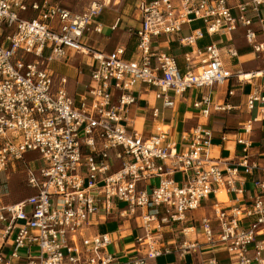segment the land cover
I'll use <instances>...</instances> for the list:
<instances>
[{
    "label": "built area",
    "instance_id": "2783aa9c",
    "mask_svg": "<svg viewBox=\"0 0 264 264\" xmlns=\"http://www.w3.org/2000/svg\"><path fill=\"white\" fill-rule=\"evenodd\" d=\"M88 1L75 12L63 0H0V174L22 165L31 192L15 202H4L0 193V247H10L8 255L0 252V264L20 259L23 248L25 264H160L158 258L169 254L219 264L216 250L225 251L231 264H264V130L256 147L250 138L254 123L264 122V0H131L139 18L132 30L135 59L125 48L106 53L83 41L86 31L103 32L95 20L112 0ZM196 20L204 28L181 42L193 48L186 61L195 54L200 67L183 73L173 55L154 45ZM240 28L261 62L248 79L225 66L217 43L197 49L205 33ZM70 52L89 59L90 81L79 102L69 78L50 68ZM229 54L235 57L237 50ZM233 76L252 84L246 106L256 112L236 140L243 145L237 159L213 154L212 131L202 123L182 135L185 147L170 139L169 129L144 135L126 125L140 84L154 88L163 107L172 109L170 92L181 96ZM194 108L203 117L235 109L229 99L214 102L209 95ZM159 114L153 107V117ZM31 152L39 167L26 159ZM221 192L227 200L219 199ZM199 209L206 211L197 218ZM97 214L135 219L144 230L137 251L113 253L109 233L87 234ZM174 224L183 226L182 239L169 244L164 231ZM208 252L213 256L205 258Z\"/></svg>",
    "mask_w": 264,
    "mask_h": 264
},
{
    "label": "crops",
    "instance_id": "0c3cea01",
    "mask_svg": "<svg viewBox=\"0 0 264 264\" xmlns=\"http://www.w3.org/2000/svg\"><path fill=\"white\" fill-rule=\"evenodd\" d=\"M132 8V20H129V23H126V17L114 14L110 6L104 7L102 14L95 20V23H100L103 26V32L97 33L92 29L86 31L83 41L87 45L106 53L112 52L117 48H125L126 57L135 59L136 38L132 33V30L139 26V18L135 13L133 3ZM263 11L264 9L262 12ZM30 13L35 12L30 11ZM117 21L119 22L118 26L113 30L112 27ZM94 25L95 24H93L91 28H93ZM199 28H204V24L200 20H196L191 24H185L181 34L163 36L157 39L154 48L173 55L183 73H185L188 69L197 71L200 67V59L193 54V58L190 63L186 61V54L192 53L191 51L193 48L183 44L181 42V38L190 35L192 30ZM222 36H225L226 39L222 38ZM259 38L262 39L263 35L260 34ZM213 42L217 43L221 48V56L224 64L234 74H241L244 76L245 73L256 70L261 66V62L253 52V48L247 44L244 37V30L242 28L230 34L218 33L209 35L205 33L204 38L198 40L197 49L199 48L203 50L207 45ZM231 48L237 50V56H230L229 50ZM79 56L82 59L87 58L82 55ZM73 58L76 59L77 55L70 52V57H68L65 61H62V63L70 67L68 61ZM50 68L53 72L51 65ZM55 74L65 75L69 78V91L72 95L76 96V99L79 102V95H82L85 92V84L82 82V67L79 70L77 80L74 79L75 74L69 75L66 72H57ZM89 81L90 75L86 84H88ZM72 83H76L78 85L81 83L83 87L81 93L78 92L77 89L74 91L70 90V84ZM225 85H228V92L222 91L221 89V87ZM230 90L234 92V96L231 98L228 97ZM252 90V84L247 82L240 84L236 76H233L223 85H215L211 88L205 87L190 89L181 96H177L174 92H170V95L175 100V107L171 109L163 107V100L155 97L154 88L140 84L135 88L137 102L129 107L126 114V125L129 126L130 130H135L144 135L154 134L157 132V129L161 127L163 129L168 128L170 139L176 141L178 143V147H185L187 146V143H185L186 141H184L182 135L202 123L204 128L212 131L213 154L222 159H237L236 156L241 153L243 145L237 143L236 140L241 136L244 137L245 134L243 127L248 120L255 117L256 113L255 111L248 110L246 106L247 96L252 92ZM205 95H209L214 102L229 99L235 109L230 112L213 113L209 117H203L200 111L194 108V102L200 100ZM153 107H158L160 109V114L157 118H154L152 115ZM167 113H169L168 117ZM253 126L254 131L252 132L250 138L253 142V147H256L263 138L264 122H255ZM232 163L233 161L229 162V164ZM175 177L179 180L181 175L177 174ZM156 180L157 179H154L152 182L155 184ZM247 186H249V184H247ZM219 199L227 200V197H219ZM19 200L21 199H18L17 201ZM117 204L120 206L121 202H117ZM120 207L124 208L125 205ZM205 211L206 210L204 209H199L194 213V215L199 218L205 213ZM182 228L183 226L180 224H174L172 227H166L164 231L165 242L169 244H176L177 242H180L182 239ZM98 233H109L112 238V243L109 248L110 251L118 253L122 256H127L129 254H134L137 251L136 239L140 235H143L144 230L138 228L136 220L132 217L122 219L118 218L116 215L106 217L103 214H97L92 216L91 226L88 228L87 234L95 235ZM190 238L193 239L194 235L190 236ZM32 250L37 252V248H32ZM0 252L3 255H8L10 247L8 245L2 248L0 247ZM214 254L218 259L219 264L222 261L229 260L227 253L223 250H216ZM19 255L20 259L12 260L11 264H25L27 250L25 248L20 249ZM211 256H213L212 252L204 254L205 258H209ZM158 262L160 264H199L196 256L192 254L187 255L182 261L179 260L175 254L163 255L158 258Z\"/></svg>",
    "mask_w": 264,
    "mask_h": 264
},
{
    "label": "rangeland",
    "instance_id": "374dc122",
    "mask_svg": "<svg viewBox=\"0 0 264 264\" xmlns=\"http://www.w3.org/2000/svg\"><path fill=\"white\" fill-rule=\"evenodd\" d=\"M116 1V4L113 3ZM112 0L110 3V8L113 10L112 12L114 14H118L121 16L126 17V23H129V20L131 21V16L133 14V8H132V1L131 0ZM63 3L70 8L72 11L79 12L84 10L88 4V0H63ZM113 3V4H112ZM104 9V8H103ZM116 10V11H115ZM103 10L99 14V16L102 14ZM30 13V12H29ZM264 15V11L262 12ZM30 16L35 15V13L28 14ZM220 38V37H217ZM215 38V39H217ZM222 38L226 39L225 36H222ZM89 62V59H82L79 55H77V58H73L70 61H68L69 66L65 65L64 63L60 61H54L51 63L52 69L54 73H61L66 72L69 75L75 74L74 79L77 80L79 70L82 67L83 75H82V82L84 84L87 83L89 79V67L86 65V62ZM72 70V72H71ZM81 93L83 90V87L81 83L78 85L76 83L70 84V90L74 91L76 90ZM222 91L228 92V85L221 87ZM160 104V103H159ZM169 116V113H167V117ZM164 130V129H163ZM36 157V154L34 152L28 153L26 155V159L31 161L32 167H39L40 161L34 160ZM25 169L22 165L17 164L12 165L6 172L0 174V193L3 196L4 202H15L18 199H23L26 196L29 195L30 191L25 186ZM158 183V180L155 181V184ZM124 203H121L120 206H124ZM220 264H231L230 260L222 261Z\"/></svg>",
    "mask_w": 264,
    "mask_h": 264
},
{
    "label": "bare ground",
    "instance_id": "6f19581e",
    "mask_svg": "<svg viewBox=\"0 0 264 264\" xmlns=\"http://www.w3.org/2000/svg\"><path fill=\"white\" fill-rule=\"evenodd\" d=\"M115 1V0H114ZM114 3V2H113ZM112 3V4H113ZM246 74V75H245ZM244 76H242L243 79H248L250 77V73H245ZM162 128V127H161ZM163 129V128H162ZM168 128L164 129L167 130ZM219 197L223 198L224 196H226L225 192H221L218 195ZM227 197V196H226Z\"/></svg>",
    "mask_w": 264,
    "mask_h": 264
}]
</instances>
